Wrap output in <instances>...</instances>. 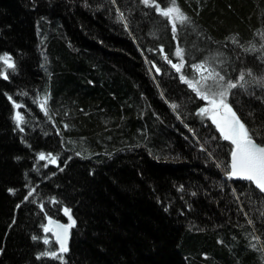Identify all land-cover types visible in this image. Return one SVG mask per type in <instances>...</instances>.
<instances>
[{"label": "trees", "instance_id": "obj_1", "mask_svg": "<svg viewBox=\"0 0 264 264\" xmlns=\"http://www.w3.org/2000/svg\"><path fill=\"white\" fill-rule=\"evenodd\" d=\"M178 3L173 33L143 0H0V264H264V195L180 78L243 71L228 102L264 143V0Z\"/></svg>", "mask_w": 264, "mask_h": 264}, {"label": "snow or ice", "instance_id": "obj_2", "mask_svg": "<svg viewBox=\"0 0 264 264\" xmlns=\"http://www.w3.org/2000/svg\"><path fill=\"white\" fill-rule=\"evenodd\" d=\"M161 2L164 6H161ZM143 3L156 5L155 10L171 21L173 33L177 31V21L184 23L189 19L187 14L179 6L178 0H143ZM175 55L180 57L179 62L173 63L170 59L168 62L173 64V67L180 72L182 66L185 64L183 49L177 47ZM165 59H168L167 54H165ZM0 60H3L10 67H15V62L10 53L0 54ZM204 64L205 61L200 60L198 63L191 64V68L196 69L200 73H205L208 70L204 67ZM248 71L251 70L249 69ZM180 78L189 87L193 88L200 97L208 101L198 111L210 116L222 136L226 140L231 141L230 170L226 174L230 177H244L253 181L261 191H264V143H258L253 138V133H251L248 126L237 114L232 104L228 102L230 90L242 86L241 81L244 80V72H240L239 81L232 79L225 80L223 75L218 73L213 74L211 72H208V75H201L199 80L189 79L183 73H181ZM210 78L211 83H209ZM13 104L19 108L15 100H13ZM40 107L44 108V104L41 103ZM15 118L19 123L23 118V114L17 111ZM40 155L43 157L44 153H40ZM9 191L15 192V189H9ZM25 199H28V196H25ZM63 210L70 216L71 210L69 208L65 206ZM48 221V224L43 225L44 231L48 232L51 229L55 233V239L60 244V250L66 251V241L71 224H64L59 220H54L51 216H48ZM71 223L74 224L75 220L72 219ZM36 238L33 236V239ZM43 239L46 243L48 242V237H43ZM44 254L55 256L56 252L37 253L38 256Z\"/></svg>", "mask_w": 264, "mask_h": 264}, {"label": "water", "instance_id": "obj_3", "mask_svg": "<svg viewBox=\"0 0 264 264\" xmlns=\"http://www.w3.org/2000/svg\"><path fill=\"white\" fill-rule=\"evenodd\" d=\"M165 54H166V53H164V52L162 53V57H163V60H164L165 64L169 67V69H170L171 71L176 72L177 70H176L175 67H173V64H170V63L168 62V60H169V59L171 60V58L168 56V59H165ZM230 142H231V141H230ZM230 160H231V156H230V159H229V170H230ZM231 179H232V180H236V181H247V182H250L251 185H252L255 189H257L262 195H264V191H261V190L258 188V186H257L253 181H250V180H248V179H246V178H244V177H231ZM63 209H64V208H63ZM63 209H62V212H61V213H62V215H63L65 221H61V222L64 223V224H71V227H72L73 224L71 223V220H72L73 218L71 217V215L69 216V214L65 213ZM70 217H71V218H70ZM54 220H56V219H54ZM59 221H60V220H59ZM48 223H49V221H48V218H47L45 224H48ZM71 227L69 228V233H70V229H71ZM48 232H49V234L51 235L53 242H54V243L56 244V246L58 247V250H59V251H64V250H60V244H59V242L55 239V233L52 232L51 229H50ZM69 233H68V237H67V241H66V247H67V243H68V239H69Z\"/></svg>", "mask_w": 264, "mask_h": 264}, {"label": "rangeland", "instance_id": "obj_4", "mask_svg": "<svg viewBox=\"0 0 264 264\" xmlns=\"http://www.w3.org/2000/svg\"><path fill=\"white\" fill-rule=\"evenodd\" d=\"M169 22H170V25H171V27H172V24H171V21L169 20ZM179 23H181L180 21H177V23L176 24H179ZM163 53V52H162ZM165 53V52H164ZM167 54V53H166ZM168 55V54H167ZM172 60V59H171ZM173 61V60H172ZM173 63H176L175 61H173ZM153 69H156L155 67H153ZM154 71H157V70H153V72ZM152 72V71H151ZM152 72V73H153ZM177 72V71H176ZM212 73V72H211ZM213 74H215V73H213ZM198 75H199V77L201 76V75H208V71L207 72H205V73H200V72H198ZM262 81H264V78L262 79ZM209 83H211V78L209 79ZM199 96V95H198ZM200 97V96H199ZM200 99H202L203 101H205L202 97H200ZM207 101V100H206ZM207 103H208V101H207ZM48 106H50L49 104H48ZM16 113L17 112H15V115L14 116H16ZM208 118H210L211 119V117L210 116H207ZM15 120H16V122H17V119L15 118ZM17 124H19L18 122H17Z\"/></svg>", "mask_w": 264, "mask_h": 264}, {"label": "bare ground", "instance_id": "obj_5", "mask_svg": "<svg viewBox=\"0 0 264 264\" xmlns=\"http://www.w3.org/2000/svg\"><path fill=\"white\" fill-rule=\"evenodd\" d=\"M197 98L198 99H200V97L197 95ZM201 115H204V116H206L207 117V115L205 114V113H201ZM219 130V129H218ZM221 134V133H220ZM222 135V134H221ZM230 156H231V154H230ZM229 159H230V157H229ZM228 170H229V163H228ZM230 179H231V177H230ZM247 182V181H246ZM250 183V182H249ZM251 184V183H250ZM257 190V189H256Z\"/></svg>", "mask_w": 264, "mask_h": 264}, {"label": "flooded vegetation", "instance_id": "obj_6", "mask_svg": "<svg viewBox=\"0 0 264 264\" xmlns=\"http://www.w3.org/2000/svg\"><path fill=\"white\" fill-rule=\"evenodd\" d=\"M204 104H207V101H206V100L204 101ZM204 104H203V106H204ZM203 106H202V107H203Z\"/></svg>", "mask_w": 264, "mask_h": 264}]
</instances>
